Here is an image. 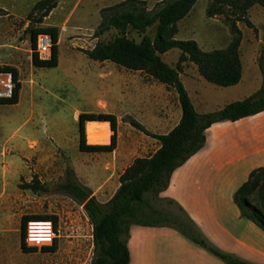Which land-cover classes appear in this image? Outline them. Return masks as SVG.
<instances>
[{
    "label": "rangeland",
    "instance_id": "1",
    "mask_svg": "<svg viewBox=\"0 0 264 264\" xmlns=\"http://www.w3.org/2000/svg\"><path fill=\"white\" fill-rule=\"evenodd\" d=\"M37 1L0 0V67L16 68L21 82L17 105H0V264H91L94 241L89 217L83 205L58 192L57 185L71 168L99 201H108L120 185L123 170L134 158L153 154L159 144L134 128L127 121L128 116L143 124L152 123L153 126H146L151 132L164 133L177 123L181 107L173 88L155 82L143 72L110 61H95L84 53L98 41L119 35L113 27L99 34L95 32L103 20L102 10L124 0H57V6L41 23L35 22V16H29ZM141 1L152 8L162 0ZM207 6L208 0H197L190 13L177 23L175 37L194 39L205 51L225 48L232 38L229 26L223 15L208 17ZM248 17L257 30L239 22L244 57L239 88L217 86L203 78L194 63L186 60L182 64L181 80L195 100L197 95H203L207 112L217 110L233 98L247 96L261 85L262 75L249 59L253 47L256 45L260 50L264 42V8L254 5ZM41 27L59 29L56 67H38L32 61L30 31ZM156 33L157 24L145 31L130 28L127 36L139 42L144 35L154 38ZM181 53L179 48H173L162 58L177 67ZM147 109L152 120L144 119ZM83 112H116L121 117L113 152L80 150L78 118ZM111 134L106 122L86 123L89 144L107 143ZM29 136L30 144H24ZM33 177H38L48 191L24 188ZM155 205L181 214L167 198L157 199ZM37 215L57 218L60 236L56 238L54 252L42 248L25 252L21 248L22 219Z\"/></svg>",
    "mask_w": 264,
    "mask_h": 264
},
{
    "label": "trees",
    "instance_id": "2",
    "mask_svg": "<svg viewBox=\"0 0 264 264\" xmlns=\"http://www.w3.org/2000/svg\"><path fill=\"white\" fill-rule=\"evenodd\" d=\"M196 2L197 0H162L149 8L146 1L124 0L107 7L101 12L103 20L95 33L99 34L113 27L118 30L119 35L107 41H98L93 48L84 51L95 61H110L128 70L143 72L149 78L173 88L178 94L182 111L179 122L166 133L151 132L140 121L128 116L127 121L134 128L158 140L160 146L151 155L133 159L121 173L120 185L108 201H99L93 190L83 184L71 168L66 170L64 181L57 185L56 190L82 204L89 217L94 241V257L91 264H130L128 237L133 225L171 227L226 264H251L212 244L174 199L167 198V201L176 204L181 214H172L155 205L157 199H164L160 195L168 189L173 173L204 148L209 127L218 122L236 121L264 111V42L258 57L262 84L258 90L242 100L230 102L213 112L200 113L180 78L182 64L189 60L197 66L203 78L217 86L238 84L242 78L240 47L243 39L239 22H245L256 31L248 12L256 4L264 8V0H208L207 16L223 15L232 35L225 48L210 51L203 50L194 39L180 40L175 37L177 23L190 13ZM57 4V0H39L34 4L29 16H35V22L41 23ZM155 24L157 33L154 38L144 35L136 42L127 36L130 28L145 31ZM40 33H48L53 39L52 57L47 60L39 59L35 52L36 39ZM30 34L33 63L38 67H56L59 58V29L41 27L31 29ZM173 48H179L182 52L177 67H172L162 58V54ZM0 73H11L14 84L10 96L0 97V105L17 104L21 90L18 70L5 66L0 67ZM94 121L109 124L112 132L109 143L87 142L86 123ZM78 122L81 151L111 153L116 149L118 122L115 114L83 112L79 114ZM23 186L33 191H48V187L41 183L38 177H33ZM234 201L242 216L252 219L264 228V167L255 168L250 172L247 181L236 190ZM31 218H49L57 224V218L52 216L23 217L21 248L25 252L36 250L25 242V227ZM42 249L56 251L57 240Z\"/></svg>",
    "mask_w": 264,
    "mask_h": 264
},
{
    "label": "crops",
    "instance_id": "3",
    "mask_svg": "<svg viewBox=\"0 0 264 264\" xmlns=\"http://www.w3.org/2000/svg\"><path fill=\"white\" fill-rule=\"evenodd\" d=\"M242 46L243 40L240 47L242 78L238 84L228 86L234 90L239 88L244 75ZM255 49L256 45L249 61L260 72L258 57L261 49ZM256 90L245 94L247 96L233 98L231 102L242 100ZM191 99L198 112L207 113V100L202 94L197 95L196 100L192 96ZM199 105L204 108L199 110ZM111 113L116 115L119 124L121 117L116 112ZM151 114L149 109L144 111V119L152 120ZM181 115L180 110L177 123ZM143 125L153 126L150 122ZM30 142L29 136L24 144ZM159 146L160 143L157 149ZM258 167H264V111L209 127L206 145L173 173L164 198H172L182 206L208 240L221 250L264 264V231L252 219L242 216L233 200L236 190ZM128 249L130 264H226L167 226H131Z\"/></svg>",
    "mask_w": 264,
    "mask_h": 264
},
{
    "label": "built area",
    "instance_id": "4",
    "mask_svg": "<svg viewBox=\"0 0 264 264\" xmlns=\"http://www.w3.org/2000/svg\"><path fill=\"white\" fill-rule=\"evenodd\" d=\"M52 51V36L48 33H40L37 36L35 46V52L39 59H50ZM13 85L11 73H0V97H6L3 95L10 96ZM59 236L57 224L51 219H30L26 223L25 242L30 247L43 248L51 246Z\"/></svg>",
    "mask_w": 264,
    "mask_h": 264
}]
</instances>
